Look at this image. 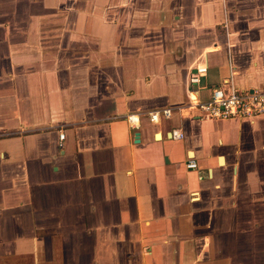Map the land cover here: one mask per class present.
Returning <instances> with one entry per match:
<instances>
[{"label":"crops","instance_id":"crops-1","mask_svg":"<svg viewBox=\"0 0 264 264\" xmlns=\"http://www.w3.org/2000/svg\"><path fill=\"white\" fill-rule=\"evenodd\" d=\"M75 1L0 0V261L264 264V116L193 107L264 91V0Z\"/></svg>","mask_w":264,"mask_h":264},{"label":"built area","instance_id":"built-area-1","mask_svg":"<svg viewBox=\"0 0 264 264\" xmlns=\"http://www.w3.org/2000/svg\"><path fill=\"white\" fill-rule=\"evenodd\" d=\"M206 66L197 67L195 72L189 76L191 85H201L203 78L207 75ZM193 107L202 113L206 119H246L254 121L264 116V91L248 90L241 91L231 88H213L209 99L204 102H198ZM173 109L165 108L149 112V118L152 122H158L161 118L168 119L172 116ZM127 121L132 126L136 118L132 115L127 116ZM64 134L60 135V141L64 140ZM175 137L181 138L182 134H175ZM63 143H60L62 147ZM187 168H197V163L191 159L187 162Z\"/></svg>","mask_w":264,"mask_h":264},{"label":"rangeland","instance_id":"rangeland-1","mask_svg":"<svg viewBox=\"0 0 264 264\" xmlns=\"http://www.w3.org/2000/svg\"><path fill=\"white\" fill-rule=\"evenodd\" d=\"M74 1V3L71 5V6H69V4L68 5H66V4H64V14H63V18L61 17V19H66L67 18V13L68 12H72V9H74L75 7L77 8V1H75V0H73ZM80 2H82V1H80ZM79 2V3H80ZM21 3H23V2H21V0H16V2L13 4V8H15V12H16V10L19 12V11H24V9L23 8H21ZM80 5V4H79ZM54 6V5H53ZM62 7V6H61ZM7 9L8 8H5L4 10H2V12L3 13H6V11H7ZM19 9H21V10H19ZM63 10V9H62ZM63 12V11H62ZM55 18V17H54ZM53 18V19H54ZM52 20V17L51 18H48V24L49 25H51V27H52V24H53V22L51 21ZM52 29H54L53 27H52ZM13 263V264H31V262H29L28 260H25V258L24 257H21V256H18V257H16L14 260H12V259H7V261L5 260V259H1V263H3V264H7V263H10V261Z\"/></svg>","mask_w":264,"mask_h":264}]
</instances>
